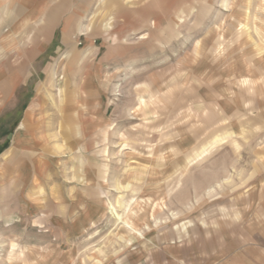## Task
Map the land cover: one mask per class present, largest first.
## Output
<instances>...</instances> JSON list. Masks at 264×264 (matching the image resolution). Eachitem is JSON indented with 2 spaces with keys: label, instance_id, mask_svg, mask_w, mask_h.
Masks as SVG:
<instances>
[{
  "label": "rangeland",
  "instance_id": "374dc122",
  "mask_svg": "<svg viewBox=\"0 0 264 264\" xmlns=\"http://www.w3.org/2000/svg\"><path fill=\"white\" fill-rule=\"evenodd\" d=\"M43 10L49 37L0 99V160L33 128L0 264H264V0Z\"/></svg>",
  "mask_w": 264,
  "mask_h": 264
},
{
  "label": "crops",
  "instance_id": "0c3cea01",
  "mask_svg": "<svg viewBox=\"0 0 264 264\" xmlns=\"http://www.w3.org/2000/svg\"><path fill=\"white\" fill-rule=\"evenodd\" d=\"M70 1L61 0V2ZM79 1L81 2V0H77V2ZM50 2L51 0H0V94L2 95L0 99L6 100L8 94L12 92L18 83L21 72H24L27 68L26 56L33 54L34 49L38 47L37 40L39 38L48 39L53 23L52 10L39 11L38 14L40 15H38L35 9L45 6L49 7ZM20 4H24L27 7V11L19 22L13 11L16 10L17 13L16 7ZM38 17L42 18L43 25H32L31 21ZM6 28L11 30L8 35L3 33ZM21 40L24 41L22 47L20 45ZM20 54L23 55L21 60L18 57ZM66 64L68 65L67 61ZM74 85L80 86L83 84L75 83ZM64 113H60L61 118L65 117L66 119V110H64ZM28 121L29 118L24 116L13 139L12 148L0 160V190L4 188L5 192L8 193V195L4 194L5 197L0 194V214L2 217H6L7 224L14 220L13 218L10 219L11 215L22 212L28 205L26 199L21 197V192L29 186L31 180L29 174L30 165L25 162L29 156L27 150L30 143L28 140L30 137L29 132L33 130ZM72 131L74 130L71 128L68 135L73 136L71 138L73 140L77 138L75 136L83 133V131L79 130L75 135ZM34 171L38 173L44 170L36 166ZM6 196L8 197L6 198Z\"/></svg>",
  "mask_w": 264,
  "mask_h": 264
},
{
  "label": "bare ground",
  "instance_id": "6f19581e",
  "mask_svg": "<svg viewBox=\"0 0 264 264\" xmlns=\"http://www.w3.org/2000/svg\"><path fill=\"white\" fill-rule=\"evenodd\" d=\"M154 1H157L158 2V0H154ZM84 52V51H83ZM66 57V56H65ZM81 71V70H80ZM74 77H75V75H74ZM77 78V77H76ZM75 81V80H74ZM83 87L85 86V84L84 85H82ZM77 115L78 116H80L78 113H77ZM84 119V118H83ZM86 121V120H85ZM90 121V120H89ZM0 194H1V196L3 197H5V195H8V193L7 192H5V190H4V188H2L1 190H0ZM5 194V195H4ZM8 196H6V198H7ZM5 199V198H4ZM4 202H6V201H4ZM117 219L119 220L120 218L117 216ZM128 228H130V227H128Z\"/></svg>",
  "mask_w": 264,
  "mask_h": 264
}]
</instances>
